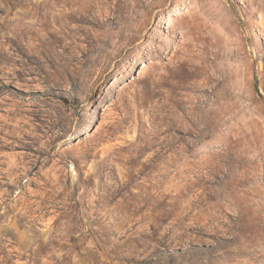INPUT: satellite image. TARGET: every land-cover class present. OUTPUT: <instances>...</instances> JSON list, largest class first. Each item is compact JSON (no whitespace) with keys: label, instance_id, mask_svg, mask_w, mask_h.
I'll use <instances>...</instances> for the list:
<instances>
[{"label":"rangeland","instance_id":"obj_1","mask_svg":"<svg viewBox=\"0 0 264 264\" xmlns=\"http://www.w3.org/2000/svg\"><path fill=\"white\" fill-rule=\"evenodd\" d=\"M108 1L0 0V264H264V0Z\"/></svg>","mask_w":264,"mask_h":264},{"label":"bare ground","instance_id":"obj_2","mask_svg":"<svg viewBox=\"0 0 264 264\" xmlns=\"http://www.w3.org/2000/svg\"><path fill=\"white\" fill-rule=\"evenodd\" d=\"M73 1L79 2L80 0H73ZM88 2L91 4L99 5L98 6L99 8H104L105 4H109L108 0H88ZM111 3H112L111 15L109 16L110 20L107 23L110 26H112V28H115L114 31L113 30L111 31V35L116 36L115 48L117 50V53L122 55L124 53L125 49L128 50V49H131L135 46V44H133V41L137 38V36L142 35V29L144 27H146V25L148 24V22L152 18L156 17V14H153L151 16L150 12L147 11L146 8H144V9L140 8V6L143 3V0H111ZM151 3H150V5H151ZM135 21H140L141 24L139 25L138 30L136 32L132 33L131 32L132 31V24ZM232 183L234 184L235 181L233 180ZM243 226H244V229L246 231L250 232V234L244 235V236L234 235L233 237H231L229 240V244L235 243V245H236L237 243H239L238 244L239 249L233 250L232 255L225 256L223 259L236 258L242 252H246V250L250 251L248 246L251 244L245 243V242H250V240H251V239H248V238H251L248 236L251 235V231H253V229H254V222H253V220L252 221L248 220V224L247 225L245 224ZM256 243H258V242H256ZM241 244H243V246ZM217 261H219L217 259V256H214V257H207L204 262L206 264H215V263H217Z\"/></svg>","mask_w":264,"mask_h":264}]
</instances>
